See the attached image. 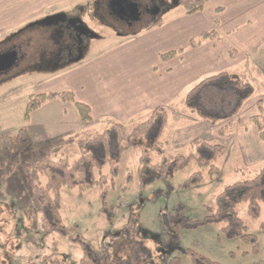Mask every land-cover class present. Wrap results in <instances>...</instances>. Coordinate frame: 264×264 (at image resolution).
<instances>
[{
  "label": "rangeland",
  "instance_id": "obj_1",
  "mask_svg": "<svg viewBox=\"0 0 264 264\" xmlns=\"http://www.w3.org/2000/svg\"><path fill=\"white\" fill-rule=\"evenodd\" d=\"M26 1L29 3L33 0ZM103 1L43 0L39 6V2L37 4L34 0L26 8L21 21L23 23L19 25L21 28L0 38V53L10 50L11 45L16 46L19 52L16 63L0 72V136L13 137L20 128L35 131L31 133L32 142L25 153L10 158L0 151V264H80L84 251L78 243L79 239L89 243L94 250H107L112 264H171L174 257L178 258L177 264H191L185 253L186 249L220 264H264V229L259 226L264 221V205L261 206L258 218L247 214L246 203L237 206L247 233L257 237V254L239 238H225L221 232L223 223L203 224L192 230L179 228L178 231L173 230L169 223L174 218L201 219L207 209L214 210L215 196L225 186L254 177L264 164L261 157L255 159L260 161H249L253 153H259L264 148V141L259 139L253 124L239 128L229 126L228 119H202L186 108L184 98L187 92L202 79L221 71L227 72L230 75L228 78L221 79L216 86L204 87L197 99L203 110L223 117L235 107L242 95L228 84L223 86L224 83H249L252 93L247 94L244 100L246 104L232 117L235 121L256 114L258 101L264 106L262 69H253L250 64L249 69H240L239 74L234 75L225 67L208 71L199 77L194 73L185 76L183 69L176 72L181 63L161 62L163 65H158V53L183 48L186 43V37L179 34L174 39H166L162 35L170 29L175 30L176 25L181 24V17L184 19L186 16L178 0H157L160 11L154 17L161 20V26L146 27L148 23H144L132 29L118 24L101 12L103 4L100 3ZM33 6H38L37 12L33 10ZM39 8L42 12L38 11ZM53 15L79 19L83 28L90 33L83 65L96 57L112 53L116 48L119 50V46H126L121 53L135 58L141 68L143 65L157 70L172 67L173 73L169 74L168 122L161 138L166 142V152L187 155L189 142L196 137L222 144L227 150L215 163L220 170L219 175L210 177L207 167H200L195 161H190L173 178L140 186L135 174L139 151L129 148L115 158L117 174L112 181L108 178L106 198L101 197L103 187L97 185L80 194L76 189L61 188L60 213L63 226L69 232L66 235L42 232L39 226L40 216L34 209L31 186L24 170L36 168L39 171L38 179L44 184L45 176L39 170V161L43 157L63 156L71 162L78 157L74 144H64L65 137L53 133L52 123L48 122L45 126L37 123L34 112L30 116V122L23 119L29 96L61 91L60 78L65 71L72 70L73 65L79 63L72 65L64 62L57 65V58H51L48 54L53 49L51 31H48L51 28L30 26ZM154 17L151 19L154 20ZM255 58L262 60L263 68L264 44L258 48ZM53 77L55 78L52 79ZM67 80L69 79L65 78ZM52 103L46 102L42 106L45 108L38 113H42V116L46 112L51 113ZM148 113L123 123L126 130L130 131L145 120ZM51 117L48 116V119ZM103 128V125L93 123L83 131L101 132ZM220 129L225 132L223 135L220 134ZM39 132L43 136L47 134L49 139L35 138ZM50 134L54 135L53 138L49 137ZM56 147L59 150L51 151ZM112 151L114 153L113 148ZM153 161L158 163L160 158L153 156ZM197 171L202 173L203 180L197 185L184 187L189 176ZM109 173L110 166L106 165L102 174L110 175ZM129 174L133 176L131 180H128ZM111 212L112 218L109 220Z\"/></svg>",
  "mask_w": 264,
  "mask_h": 264
},
{
  "label": "trees",
  "instance_id": "obj_2",
  "mask_svg": "<svg viewBox=\"0 0 264 264\" xmlns=\"http://www.w3.org/2000/svg\"><path fill=\"white\" fill-rule=\"evenodd\" d=\"M209 0H178L179 6L185 14L190 15L201 11ZM161 24V20L150 25L154 27ZM222 36L214 29L201 32L189 43V48H196L206 40L219 42ZM183 49L171 50L160 55L162 60L174 58L181 54ZM231 56L232 51L230 52ZM230 75L221 71L215 75L208 76L193 86L184 98L186 108L196 116L211 121L218 118L228 119L229 126L245 128L249 124L256 127L260 140L264 141V106L261 101L257 102L258 112L248 117H241L232 120L236 115L247 94L252 93V87L249 83L231 81L228 84L242 95L236 102L235 107L226 113L223 117L212 115L199 105L198 94L206 86L214 85L223 78ZM213 88V87H211ZM59 100L63 103H71L79 119L83 122H91L90 107L78 100L72 90L50 91L30 95L25 107L23 119L29 121L30 114L39 109L45 102ZM168 122V111L164 106H158L151 110L149 116L135 125L130 131L119 122L108 121L101 132H85L68 136L64 144H74L78 150V157L72 162L63 156L47 155L39 161V170L45 176V182L42 184L38 179V170L36 168L25 169L31 186L32 201L35 211L39 214V226L42 232H57L62 235L68 234L69 230L63 226L61 217V188L76 189L79 194L94 186H101L103 190L101 197L108 195V178L112 181L117 174V160L115 158L129 149L139 151L138 165L136 168V179L140 186H145L153 181H167L173 178L174 174L184 167L190 161H195L200 167L208 168V176H218L219 168L215 165L221 158L226 147L222 144L210 143L201 138H193L189 142V153L167 154L166 142L162 141L163 132ZM225 132L220 129V134ZM31 137L28 130L20 128L15 136H0V151L3 155L13 158L16 155L25 153L31 144ZM114 149V153L112 151ZM59 150L53 148L51 151ZM112 153V155H111ZM117 156V157H116ZM153 156H158L160 161L154 163ZM110 166V175L102 174L103 168ZM109 176V177H108ZM129 174L128 180L132 179ZM203 180L200 171L192 173L184 187L197 185ZM105 200H103V204ZM247 204V214L252 218H258L261 213V206L264 205V165L259 168L254 177L237 181L225 186L215 196L214 210L207 209L206 214L201 219H172L169 223L171 228L178 231L179 228L186 230L197 229L203 224H221L222 235L227 239L239 238L251 246V251L258 253V240L256 235L247 233V228L239 217L237 206ZM104 209V208H103ZM111 210V207H110ZM112 212L108 215L110 220ZM260 228L264 229V221L260 223ZM78 243L83 247L84 256L80 264H112L110 254L107 250H94L91 245L81 239ZM185 253L189 256L191 264H220L217 261L197 253L191 249H186ZM178 258L174 257L171 264H177Z\"/></svg>",
  "mask_w": 264,
  "mask_h": 264
},
{
  "label": "crops",
  "instance_id": "obj_3",
  "mask_svg": "<svg viewBox=\"0 0 264 264\" xmlns=\"http://www.w3.org/2000/svg\"><path fill=\"white\" fill-rule=\"evenodd\" d=\"M32 2L0 0V38L21 28L19 25L23 23L21 22L23 15L26 14V8H29ZM38 2L40 6L43 0H36L37 4ZM37 7L33 6L36 12ZM40 9L38 11H41ZM180 23L176 25L175 30L170 29L171 31H165L162 35L166 39H174L177 34L186 37V40L183 39L186 42L183 48L175 49L181 48L183 52L170 61L162 60L160 55L163 53H158L156 57L159 59L156 60L158 65H163L161 62L164 64L181 63L176 68V72L183 69L185 76L194 73L201 77L208 71L221 70L225 67H228L230 74L237 75L240 69H249L252 64L251 68L262 69V78L264 77L263 62L255 58L258 48L264 44V0H209L201 11L186 14L184 19L181 17ZM161 25L162 22L159 26ZM212 29L222 36L219 42L206 40L196 48H188V43L193 37ZM126 48V46H119V50L116 48L112 53L96 57L95 60L85 65H83L85 51L70 62L64 58H57V65L64 62L71 64L79 62L72 64V70L65 71L63 77L60 78L62 82L57 83L61 84V91L72 90L78 100L90 107L92 121H81L74 106L70 103L51 100L53 102L51 113L46 112L45 116L38 113L40 109L45 108L42 106L46 102L34 111L37 123L42 126L48 122L52 123L53 133H59L66 139L71 135L85 133L83 129L93 123H99L103 127L108 121L123 124L142 114L145 115L148 112L150 114L155 107L164 106L167 109L169 74L173 73L172 67L157 70L143 65L141 68L135 58L124 56L121 53ZM231 51L234 53L232 56ZM65 78L69 80L65 81ZM244 104L246 103L243 102L241 106ZM47 115L52 116L51 119H48ZM27 130L31 137L33 130ZM79 130L81 132H78ZM46 136L47 134L43 136L42 132H39L35 138L49 139ZM53 136L50 134L49 137L53 138ZM258 152L253 153L249 161H264V148ZM258 157H261L260 160H255Z\"/></svg>",
  "mask_w": 264,
  "mask_h": 264
},
{
  "label": "flooded vegetation",
  "instance_id": "obj_4",
  "mask_svg": "<svg viewBox=\"0 0 264 264\" xmlns=\"http://www.w3.org/2000/svg\"><path fill=\"white\" fill-rule=\"evenodd\" d=\"M111 0H104L101 5V12L103 11L106 16L111 18L113 21L121 24L122 26L132 29L138 24L148 23L146 27L150 26L158 19H155L154 15L159 13V7L157 0H130V2L134 1L140 4L138 9V18L134 20V14L136 11H129L126 9V14L116 16L111 13L109 3ZM101 13V14H103ZM154 17V20L151 18ZM57 21V22H56ZM52 20L50 22H45L42 20L34 22V24L30 25L34 26H48L51 28L48 31H51V38L53 49L48 52L49 57L56 58H64L67 61H72L78 56H80L85 51V46L87 44V39L90 37V33L83 28L80 20L73 17H57V20ZM15 48L18 52L16 46L11 45V48ZM19 58V52H18Z\"/></svg>",
  "mask_w": 264,
  "mask_h": 264
},
{
  "label": "water",
  "instance_id": "obj_5",
  "mask_svg": "<svg viewBox=\"0 0 264 264\" xmlns=\"http://www.w3.org/2000/svg\"><path fill=\"white\" fill-rule=\"evenodd\" d=\"M139 6H140L139 3L134 2V1L130 2V0H111L109 3L111 13L119 17L120 15L126 14V11H127L126 9H129V11L130 10L134 12L136 11L137 13H135L134 14L135 16L133 17L134 20L138 18ZM57 17L63 18L64 16L53 15V16L44 18L43 21L45 22H50L52 20L56 21ZM17 60H18V52L14 47L6 52L0 53V72L6 71L9 68H11L16 63Z\"/></svg>",
  "mask_w": 264,
  "mask_h": 264
}]
</instances>
